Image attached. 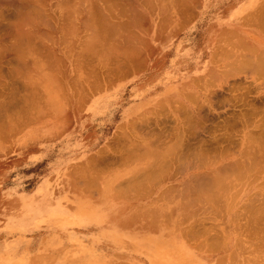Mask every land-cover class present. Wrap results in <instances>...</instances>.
<instances>
[{
  "label": "crops",
  "instance_id": "obj_1",
  "mask_svg": "<svg viewBox=\"0 0 264 264\" xmlns=\"http://www.w3.org/2000/svg\"><path fill=\"white\" fill-rule=\"evenodd\" d=\"M93 1L86 0L84 7L79 13V18L72 24L73 30L70 27V29L64 30L66 33H61L62 38L63 34H66L64 35L65 39L69 37L66 42L59 35L55 37L56 40L54 39L52 44L50 43L49 48L56 51L55 53L54 51L52 53L48 52V48L46 51V53L48 52V58L45 57L46 54H43L44 56L41 55L45 52L36 54L34 66L35 83L30 84V88H28L29 84H23L22 81L15 86L14 91H8L6 86L0 85V92L3 90L0 93V106L3 104L0 109V264H57L52 259L58 250L44 245V236L47 235L44 229H36L34 232L28 233H23L22 229L24 227L25 229L33 228L35 222L38 221L39 205H46L47 210L53 212L55 208L59 207L63 210L68 208L71 211H75L82 204L90 206L98 216L88 224H71L67 228L73 235H78L84 243L91 242V239L87 237L89 234L100 237V241L93 243V250L101 252L105 259L98 264H152V261L148 258L149 247L155 242H159L165 248L179 250L185 248L194 255L200 254L206 260V264H264V145L262 143L264 142V133L261 128H257L264 124V118L260 115V110L264 108V101L257 97L243 100L228 99L229 94L233 93L258 94L264 92V83H262L264 82L262 81L264 79V72L262 73L264 65H261L263 63L255 66L257 68L258 65H261L263 67L261 71L255 67H252L256 69L254 71L249 68V62L253 63L252 66H254V61H261L260 57L255 59L257 54L258 56L261 54L262 57L264 54V14L262 15V11L264 13V0H198V3L196 2L197 0H188L190 3H186L188 6L189 4L191 5L190 9L194 12L185 7V10L189 9L187 14L190 17H188L185 14L184 7L181 8L183 9L182 13L185 11L186 18L181 17L182 13L178 8L186 6L185 2L182 5L184 0H181L180 4L182 6H177L178 2H180L179 0H175L176 2L174 0H149L150 2L147 0L149 5H153L151 10L148 3L144 2V0H132L133 2L130 0H125V2L124 0H119L123 5L119 1L113 4V0H111V3L109 0H105L103 3V0H96V3L94 2L96 9L93 6ZM130 2L131 8H136L131 9L129 6V11L127 7ZM117 4H121L122 8L125 7L124 10ZM145 5L146 7H144ZM100 6L101 11L98 10ZM110 8L116 19L113 16L111 17L112 14H109ZM91 9H93L94 13H92ZM131 10L135 11V14ZM137 11L140 13L138 14ZM72 13L70 12V14ZM105 13L108 15L106 16ZM131 13H133L135 20H129V16H131L130 19L132 18ZM83 14L86 15L83 17ZM103 14L107 19L109 18L104 25H102L105 21ZM75 16L76 14L73 13L69 18L74 19ZM161 16H164L167 21L163 22V19L159 18ZM191 16L195 18L192 19ZM80 17L84 19V22L86 21L85 19H88L85 25ZM92 17L96 20L94 21ZM90 18L96 24L93 22V25H91L92 20ZM182 18L187 19L186 23L183 22L184 20L181 21ZM258 18L259 21H257ZM137 19H140L137 21L138 23L134 22ZM124 20H126V23ZM128 20L129 23L134 22L135 24L130 23V26V24H127ZM141 20L144 25L146 24L145 26L142 25L145 30L141 26L143 32L140 27L137 28ZM102 21L103 23H101ZM110 21H115V23ZM116 21L121 24L118 23V26ZM108 22L111 23L113 31L116 30V26L119 31L123 28L128 30L130 27V31H123V29L119 32L117 29L118 32L114 33L115 31L113 32L109 28ZM99 24L100 26L97 27L98 34L101 32L105 37L96 33L98 37H103V40L98 38L102 42L98 39L95 42L96 36H94L95 38L93 37V30ZM113 24H116V26L113 27ZM126 24L128 25L127 28ZM105 25L106 27L104 28H108V31L104 32L102 26ZM123 25L126 26L123 27ZM77 26L78 28H76ZM146 26L148 27V32L146 31ZM188 26L191 28L189 29ZM91 27L93 30L90 29ZM98 28H101L102 31ZM81 29L83 30L81 31ZM131 30H135L133 33L136 32V36ZM69 31L70 34H68ZM98 31L95 30L94 32ZM137 32L138 35L140 34V38H138L139 36L137 37ZM109 33H111L112 37L120 39V41H116L115 38H113L115 40H111L112 37H109ZM118 33H124V36ZM107 34L109 35L107 36ZM125 34L128 36H125ZM154 34L155 36H153ZM125 37L130 38L131 43L129 40L128 43ZM143 37L146 38L147 42ZM72 38L74 39L73 42ZM125 40L128 43L127 47L125 46L127 45ZM91 41H94V44L90 43ZM104 41L105 43H103ZM107 41H109L108 44H106ZM123 41L125 45H123ZM137 41L138 43H136ZM139 41L147 43V49L146 45L143 47L144 44L142 45ZM119 43L122 45L120 46ZM92 45H94V48H92ZM102 45L103 47L107 45V48L104 50ZM114 45L120 47L121 51H123V46H125L126 51L124 52L128 51L129 53L127 56L136 57H133L131 61L137 60L134 62L135 64L137 62L141 63H139L140 66L138 64L140 70L139 68H134V63L132 64L126 58L124 52L120 54L119 52L121 51L118 48L116 51V47H113ZM133 45H137V48L136 46L135 48L138 51L136 49L135 51L140 52V56L129 51V49L132 50L129 48L131 46L134 49ZM243 45L246 47H242ZM108 46L115 51L113 52V49ZM87 47L91 48L87 49ZM222 47H224V50ZM252 47L257 48V50L254 51L255 49L253 48V50ZM94 49L98 52L95 53ZM249 49L253 52V56H251ZM84 50L89 51L85 52ZM260 50L263 51L259 54ZM75 51L77 53L83 51L82 53L86 54L82 55L80 53V56L78 54L79 57L76 58ZM141 51H143L142 55L145 52L144 57L141 56ZM203 51L205 54H203ZM112 52L113 60L117 56H121V58H119L120 61L116 59L114 61L115 64L112 63L111 66H120L121 63L119 64V62L124 58L126 59L122 61L126 62L119 67L122 71L119 69L120 71L116 72L118 67L116 68L117 70L113 68L115 71L112 70V72H116L117 75H115L116 73L112 75L113 73L109 72L110 69L108 73L105 70L110 68L109 63L112 60V55H109V53L111 54ZM116 52L120 55L116 54L117 56H115ZM130 52L132 53L131 55ZM221 52H223L222 55H220ZM226 53L228 58H226L227 56L223 58ZM230 53H233V55H230ZM52 54H56L57 57L62 59L58 60L56 55L52 56ZM84 55L85 57L89 56L84 58ZM54 56L57 59H54ZM81 56L83 60L79 61ZM140 57H143L145 61H140L142 59ZM243 57L247 59H243ZM45 59L46 61L49 59L51 62L48 63ZM76 59L78 65L76 64ZM86 59L93 62L92 65L97 69L94 71L95 73L92 71L94 67H91L92 65H89V61H86ZM241 61H247L249 64L245 62L244 68L239 69L241 65L238 62ZM82 62L85 63L83 69L80 67L83 65ZM228 62H231V64L229 63L228 65ZM259 62L257 61V63ZM51 63L55 65L52 64V66L54 65L53 67L48 66ZM128 63L130 67H128ZM123 65L126 66L123 67L125 70L122 68ZM51 67L54 69L53 72L55 74L51 71ZM84 67L88 68V72ZM126 70L127 73L125 72ZM221 70H225L226 76L229 75V77H225L224 71L222 72ZM226 70H230L232 73L230 71L228 73ZM83 71L86 72L84 73ZM255 71L256 73L260 71L261 74H256ZM5 72L6 67L3 68V73ZM211 73H214V77L210 76ZM105 74H109V77H106ZM259 75H263V78ZM56 77H60V79ZM71 80H74L75 85L74 82L72 84ZM96 80L97 82H95ZM209 81L211 82L209 83ZM212 82H214L213 85H211ZM78 84L79 87L77 86ZM72 86L75 87V90ZM32 87L36 89L33 88L32 90ZM209 90L213 91L209 92ZM41 91L45 97L41 94ZM8 92L12 94H10L11 97ZM33 92H37L36 95ZM213 93L215 95L211 96ZM40 96L43 97L40 98ZM190 96H193L194 99H191ZM208 97H210V101ZM195 99L198 103L200 101L199 104L201 106L204 104L205 107H199L197 102L194 101ZM5 103H7L8 107L4 106ZM10 103L14 104L10 106ZM196 105L204 110L201 112L202 109H200V112H197L200 115L202 113V117H200L202 121L199 120L200 122H198L200 115L196 113L197 108H194ZM179 107L182 110H178ZM184 108L185 110H191L190 114L187 111V114L185 111L184 114ZM178 111L179 113L182 111L181 113L185 116L181 115V113L180 115L184 119L178 115ZM197 111L199 110L197 109ZM191 113L195 114L194 118L196 119L192 118L193 114L192 117L189 116ZM19 123L21 125L18 127ZM179 129L183 133H180L181 131L178 133ZM249 140H253L255 143L251 144L248 142ZM181 142L183 145L180 144ZM173 145H176V147ZM164 148L172 149L173 152ZM159 149L161 152L158 151ZM162 150L164 151L162 152ZM174 151L176 154L181 153L177 154L176 157ZM188 153L190 154L188 155ZM182 155L185 159L181 157ZM193 155L197 159L194 164H192L195 161ZM174 157H176V160H174ZM186 157H189L190 160ZM167 158L172 166L167 163ZM182 159L189 164V166L188 164L185 165L186 169L184 168L185 163H179ZM192 159L193 162H191ZM199 159H204V164L203 166L201 165L202 169L197 167V165L200 166L202 164ZM150 161L153 163L151 164ZM154 161H160L161 165L163 163L162 167L164 168ZM118 162L122 163L119 165ZM165 164L169 167L167 168ZM190 164H192V167H190ZM155 166H157V169ZM187 166L190 169H187ZM143 167L147 169L146 171L144 170L145 175L144 171L141 172ZM139 168L141 174L138 171ZM178 169H180V173ZM151 170H156L159 174L153 172L156 177L159 176L155 180L159 184H154L156 183L154 181L155 175H152L153 179L146 178L150 175L146 174L148 171L150 173ZM135 171H138V173ZM163 171H166L167 174H165L167 176L165 182V177L164 175L162 176ZM196 172H201L202 174L199 173V175ZM175 174L178 175L176 176ZM189 174L194 182L187 183ZM196 174L199 177L203 175L204 178L200 177L198 179L199 177ZM219 178L225 179L224 182H220L222 180H219ZM161 179L162 181L160 182L159 180ZM185 179H187V182L184 181ZM136 180L137 183H135ZM131 182L133 184H141V188L137 185L132 187ZM149 182H151V185H149ZM117 183H119V187L123 185L125 188L122 186L119 188ZM125 183L130 184V186L125 185ZM175 183L178 187L176 185L170 186V184ZM186 183L187 185H184ZM146 184L148 192L145 188L147 187ZM173 186L175 189L170 190L173 191L170 192L169 188L172 189ZM183 186L184 189L185 186L186 188L190 186V188L187 189L188 191H183ZM132 189L134 195L130 192ZM137 189L141 191L139 194ZM164 189L167 191L165 192V196L168 195L166 197L163 196ZM150 191H153V193L151 192L150 194ZM159 192H163V194L160 193V195ZM135 193H137L136 197ZM192 193L194 194L191 195ZM174 194H177V196L174 197ZM205 194L208 197H205ZM143 195L145 198H143ZM189 195H191L190 198ZM159 198L161 199L159 200ZM207 198L210 200L207 201ZM189 199L191 200L190 202ZM183 202L185 204H181ZM171 207H173L172 210ZM162 213L168 215V218L165 214L163 216ZM58 232L60 234V231ZM103 235L121 238L122 245L120 249L106 238H102L101 236ZM23 237H26L25 240H23ZM74 251L77 250L73 247L70 248L67 251L69 252L68 257L61 264H82L81 259L83 257L80 254L74 255Z\"/></svg>",
  "mask_w": 264,
  "mask_h": 264
},
{
  "label": "bare ground",
  "instance_id": "obj_2",
  "mask_svg": "<svg viewBox=\"0 0 264 264\" xmlns=\"http://www.w3.org/2000/svg\"><path fill=\"white\" fill-rule=\"evenodd\" d=\"M91 1H93V0H91ZM104 1H105V0H103L102 3H103ZM109 1H110V3L112 2L111 0H109ZM116 1L118 2L119 0H113L112 3L114 4V2H116ZM126 1H128V0H126ZM130 1H132V0H130ZM148 1H149V0H148ZM150 1H151V0H150ZM150 1H149V2H150ZM177 1H178V0H177ZM179 1H180V2H178L179 4H177V6H178V5H179V6H182L184 2H185V5H186V6L178 7V8L181 10V11H180V10L178 9L181 13H182V11H183V9H181V8L184 7V10H185L186 8H189V9L191 8V7H190L191 5L189 4V6H188L187 3H186V2H188V0H187V1H186V0L182 1V5L180 4V3H181V0H179ZM210 1H211V0H210ZM94 2L96 3V0H94L92 3L94 4ZM100 2H101V1H100ZM119 2H120V1H119ZM124 2H125V0H124ZM132 2H133V1H132ZM140 2H141V1H140ZM144 2L148 3V5H149V2H147V0H144ZM174 2H176V1L174 0ZM196 2L198 3V0H197ZM199 2H200V1H199ZM85 3H86V0H0V78H1V79H0V82L2 81V86H4V87L6 86V89H8L9 91H12V90L14 91V90H15V89H14L15 86L19 83V79H20L19 77H20V76L23 77V76L25 75V73H26V71H27L26 69L28 68L26 62H27L29 59H28L27 57L24 58V56H23V54H24V53H22V50H23V49L21 50V47L23 46V44H24V43L26 44V43H28V42H31V41L34 40V39H38V40L40 39L41 41H43V43H44V41H48V40H53V41H54L55 37H58L59 35L61 36V33H62V32H60V29H61V28L66 24V22L70 19V18L67 19V17H69L70 15H73V13H75V14H76L75 18H74V19H70V21L68 22V24H66V25H68V26L71 24L70 27H71V29H72V24H74V22L77 21V19L79 18V15H80L79 13H80L82 7H84ZM92 3H91V4H92ZM110 3H109V4H110ZM120 3L123 5L122 2H120ZM127 3H128V2H127ZM135 3H137V2H135ZM146 3H145V4H146ZM160 3H161V2H160ZM188 3H190V2H188ZM207 3H208V2H207ZM210 3H211V2H210ZM97 4H99V3H97ZM97 4H96V6H97ZM105 4H106V3H105ZM121 4H120V5L117 4V5L121 7ZM152 4H153V3H152ZM158 4H159V2H158ZM175 4H176V3H175ZM175 4H174V5H175ZM193 4H194V3H193ZM99 5H100V4H99ZM106 5L108 6V4H106ZM106 5H105V6H106ZM126 5H128V4H126ZM130 5H131V2L129 3V5H128V7H127V9H129V11H130V8H131ZM132 5L134 6V4H132ZM150 5H151V4H150ZM150 5H149V7H150V10H151V9L153 8V5H151V6H150ZM161 5H162V4H161ZM161 5H160V6H161ZM163 5H164V4H163ZM93 6H94V8L96 9L95 4H94ZM103 6H104V5H103ZM112 6H113V5H112ZM124 6H125V5H124ZM129 6H130V8H129ZM158 6H159V5H158ZM158 6H157V7H158ZM187 6H188V7H187ZM209 6H210V5H209ZM91 7H92V6H91ZM97 7H99V6H97ZM109 7H110V6H109ZM109 7H108V8H109ZM114 7H117V6H114ZM120 7H118V8H120ZM122 7H123V6H122ZM122 7H121V8H122ZM144 7H146V5H145ZM154 7H155V6H154ZM185 7H186V8H185ZM104 8H105V7H104ZM121 8H120V10H121ZM124 8H125V7H124ZM124 8H122V9L124 10ZM134 8H136V7H134ZM134 8H131V9H134ZM161 8H162V6H161ZM192 8H193V7H192ZM197 8H198V7H197ZM199 8H200V7H199ZM115 9H117V8H115ZM115 9H114V10H115ZM147 9H148V8H147ZM176 9H177V7H176ZM189 9H187V10H189ZM202 9H203V8H202ZM211 9H212V8H211ZM211 9H210V10H211ZM261 9H262V8H261ZM69 10H70V11H69ZM92 10H93V9H91V11H92ZM98 10L101 11V6H100V9H98ZM98 10H97V11H98ZM106 10H107V8H106ZM120 10H119V12H120ZM136 10H137V9H136ZM156 10H157V9H156ZM178 10H177V12H178ZM187 10H185L186 13H185V11H184L185 14H187V13L189 12V11L187 12ZM259 10H260V9H259ZM95 11H96V10H95ZM99 11H98V12H99ZM107 11H108V10H107ZM125 11H127V10L125 9ZM132 11H133V10H131V12H132ZM139 11H140V10H139ZM139 11H137L138 14L140 13ZM190 11H191V9H190ZM203 11L205 12V10H203ZM67 12H71V13L73 12V13L70 14L69 16H67ZM102 12H103V11H102ZM111 12H112V11H111V8H110V13H109V14H110V15L112 14L111 17L113 16V17H115V19H116V16H114V13H111ZM137 12H136V13H137ZM156 12H157V11H156ZM171 12H172V11H171ZM191 12H194V11L192 10ZM208 12H209V11H208ZM256 12H257V11H256ZM90 13H91V12H90ZM92 13H94V12L92 11ZM92 13H91V15H92ZM96 13H97V12H96ZM96 13H95V15H96ZM120 13H121V12H120ZM120 13H119V14H120ZM123 13H124V12H123ZM133 13L135 14V11H133ZM133 13H131V15H132ZM150 13H151V12H150ZM150 13H149V14H150ZM153 13H154V12H153ZM184 13H182V16H181L180 14H179V15H180L181 17H183V18H186L188 14L185 15ZM200 13H201V12H200ZM65 14H66V15H65ZM68 14H69V13H68ZM99 14H101V12H99ZM105 14H106V13H105ZM125 14H126V13H125ZM125 14H123V15H125ZM158 14H159V13H158ZM160 14H161V13H160ZM166 14H167V13H166ZM194 14H195V13H194ZM253 14H254V13H253ZM260 14H261V13L259 12V15H260ZM263 14H264V13H263V11H262V15H263ZM85 15H86V14H85ZM85 15L83 14V17H84ZM101 15H102V14H101ZM107 15H108V14H106V16H107ZM120 15H121V14H120ZM123 15H122V16H123ZM127 15H128V14H127ZM129 15H130V14H129ZM142 15H143V13H142ZM168 15H169V14H168ZM168 15H167V16H168ZM175 15H176V14H175ZM183 15H184L185 17H184ZM195 15H196V14H195ZM195 15H194V16H195ZM259 15H258V17L261 16V15H260V16H259ZM66 16H67V17H66ZM92 16H93V15H92ZM103 16H104V14H103ZM106 16L103 17V18H105V21H104V23H103V21L101 22V23H103L102 25H104L105 22H107V20H109V18L107 19ZM122 16H121V17H122ZM133 16H134V15H132V18H131V19H130L131 16H129V17H128L129 20L134 19L135 17L133 18ZM137 16H138V15H137ZM137 16H136V17H137ZM140 16H141V14H140ZM143 16L145 17V15H143ZM146 16H147V15H146ZM152 16H153V15H152ZM157 16H158V15H157ZM180 16H179V17H180ZM197 16H198V15H197ZM89 17H90V15L88 16V19H89ZM125 17H126V16H125ZM141 17H142V16H141ZM147 17H148V16H147ZM175 17H176V16H175ZM188 17H190V16L188 15ZM86 18H87V17H86ZM92 18H94V17H92ZM128 18H127V19H128ZM137 18H138V17H137ZM142 18H143V17H142ZM153 18H154V17H153ZM153 18H152V19H153ZM157 18H158V17H157ZM159 18H160V19H163V20H162L163 22H164V21H167V19H166L164 16H161V17H159ZM183 18L181 19V21L184 20L183 22L186 23L185 21H186L187 19H183ZM191 18L193 19V18H195V17H192V16H191ZM80 19H82V18L80 17ZM88 19H85V20L88 21ZM90 19H91V18H90ZM97 19L99 20V18H97ZM143 19H144V18H143ZM143 19H142V20H143ZM145 19L147 20V18H145ZM148 19H149V18H148ZM160 19H159V20H160ZM165 19H166V20H165ZM203 19H204V18H203ZM250 19H251V18H250ZM260 19H261V17H260ZM91 20H92V19H91ZM95 20H96V19L94 18V21H95ZM129 20H128V23H127V24L137 22V21L140 20V19H137L136 21H134V20H135V19H134V20H133L134 22H130V23H129ZM142 20H141L140 24L142 23ZM154 20H155V19H154ZM256 20H257V19H256ZM86 21H85V22H86ZM89 21H90V20H89ZM94 21L92 20V22H91L92 24H91V23H88V24L93 25V22H94ZM99 21H100V20H99ZM144 21H145V20H144ZM144 21H143V22H144ZM192 21H193V20H192ZM201 21H202V20H201ZM252 21H253V20H252ZM257 21H259V18H258ZM82 22L84 23V25L87 23V22H86V23L84 22V19H82ZM110 22H112V21H110ZM110 22H108L109 25L111 24ZM113 22L115 23V21H113ZM113 22H112V23H113ZM122 22H123V21H122ZM124 22L126 23V20H124ZM148 22H149V20H148ZM177 22H178V21H177ZM190 22H191V21H190ZM69 23H70V24H69ZM80 23H81V22H80ZM94 23L96 24V22H94ZM118 23L121 24L120 22H117V21H116V24H118ZM137 23H138V22H137ZM145 23H146V22H145ZM157 23H158V22H157ZM157 23H156V24H157ZM178 23H179V22H178ZM81 24H82V23H81ZM97 24H98V21H97ZM108 24L106 23V25H108ZM116 24H113L114 26H113V25H112V26L115 27ZM119 24H118V26H119ZM127 24H126V25H127ZM134 24H135V23H134ZM134 24H133V25H134ZM140 24H139V26H138L137 28L140 27V30H141V26L144 25V24H143V23H142L141 25H140ZM161 24H162V23H161ZM84 25H83V26H84ZM106 25H105V26H102V29H103L104 27H106ZM126 25H123V27H125ZM136 25H137V24H136ZM145 25H146V24H145ZM145 25H144V26H145ZM94 26H95V25H94ZM99 26H100V24H99V25H96V27H95V30H96V31H98V30H97V27H99ZM120 26H122V25H120ZM130 26H131V24H130ZM144 26H142L143 29H144ZM160 26H162V25H160ZM183 26H184V25H183ZM185 26H186V24H185ZM50 27H52V28H53V27H59L60 29L58 28V29H59L58 31L55 29V31L53 32V35H52V34H51L52 32H49V31H48V28H50ZM66 27H67V26H66ZM81 27H82V25H81ZM113 27H112V28H113ZM127 27H128V25L126 26V28H127ZM154 27H155V26H154ZM188 27H189V26H188ZM67 28H68V27H67ZM67 28H66V29H67ZM73 28H74V27H73ZM76 28H78V26H77ZM88 28H89V26H88ZM109 28L111 29V25H110ZM120 28L122 29V27H120ZM145 28H146V31L148 32V30H147L148 27L146 26ZM162 28H163V27H162ZM164 28H165V27H164ZM190 28H191V27H189V29H190ZM53 29H54V28H53ZM62 29H63V28H62ZM66 29H65V27H64L63 32H64V30L66 31ZM69 29H70V28H69ZM90 29L93 30L92 27H91ZM98 29H99V28H98ZM102 29L100 28L99 30L102 31ZM104 29H105V30H104ZM104 29H103V31L105 32L108 28H107V29L104 28ZM114 29H115V28H114ZM117 29H118V31H119V28H117V26H116V30H114L115 32H114L112 29H111V30H112L114 33H117V32H118ZM123 29H124V30H123ZM123 29H122L123 31H130V30H129L130 27H129L128 30H127V29L125 30V28H123ZM143 29H142V30H143ZM67 30H68V29H67ZM72 30H73V29H72ZM82 30H83V29H81V31H82ZM92 30H91V31H92ZM95 30H93V33L95 34V35L93 34V37L96 36V38L94 37V38L96 39V40H94L95 42L98 41V40H100V39H102L103 37H105V35L101 34V32H100V34H101V36H103V37H102V38H100V36L98 37V35H100V34H98L99 31H98V32H94ZM122 30H121V31H122ZM142 30H141V31H142ZM144 30H145V29H144ZM162 30H163V29H162ZM70 31H71V30H70ZM70 31H69V33H68V32H67V33L70 34ZM88 31H89V30H88ZM107 31H108V30H107ZM121 31H119V32H121ZM133 31H135V30H131L132 33H133ZM146 31H145V32H146ZM109 32H110V31H109ZM142 32H143V31H142ZM175 32H176V31H175ZM64 33H66V32H64ZM96 33H97L98 35H97ZM128 33H129V32H128ZM235 33H236V32H235ZM68 34H67V35H68ZM105 34H106V33H105ZM109 34H110V35H109ZM109 34H107V36L109 35V37H110V36H111V33H109ZM118 34H119V33H118ZM120 34L123 35L124 33H120ZM120 34H119V35H120ZM133 34H134V36H136V32H134ZM133 34H132V35H133ZM165 34H166V32H165ZM64 35H66V34H63V38H62V36L60 37V38H62V40L65 39V38H64V37H65ZM84 35H85V34H84ZM139 35H140V34H139ZM139 35H138V32H137V37H138ZM163 35H164V34H163ZM235 35H236V34H235ZM82 36H83V35H82ZM107 36H106V37H107ZM123 36H124V35H123ZM125 36H128V35L125 34ZM149 36H150V35H149ZM151 36H152V35H151ZM153 36H155V34H154ZM66 37H67V36H66ZM109 37H107V38L109 39ZM111 37H112V36H111ZM129 37H130V36H129ZM67 38H69V37H67ZM67 38L65 39V42H66ZM98 38H100V39H98ZM113 38H115V37L113 36V37L111 38V40H115V39H116V41H118V42L120 41V39L118 40L117 38H115V39H113ZM122 38H123V37H122ZM125 38L127 39V42H128V40H129V42H130V38H131V37H130L129 39H128V37H125ZM132 38H133V37H132ZM138 38H140V36H139ZM143 38H144L145 41H146V38H145V37H143ZM143 38H142V39H143ZM97 39H98V40H97ZM144 39H143V40H144ZM154 39H155V38H154ZM224 39H225V38H224ZM55 40H56V39H55ZM73 40H74V39L72 38V42H73ZM102 40H103V39H102ZM111 40H110V41H111ZM140 40H141V39H140ZM83 41H84V40H83ZM94 41H93V42L91 41L90 43H93V44H94ZM100 41H101V40H100ZM135 41H136V40H135ZM141 41H142V40H141ZM141 41H139V42L141 43ZM34 42H36V41L34 40ZM51 42H52V41H51ZM101 42H102V41H101ZM113 42H114V41H113ZM127 42H126V40H125V43L127 44V45H125V44H124V41H123V45H125L126 47L128 46V43H129V42H128V43H127ZM146 42H147V41H146ZM156 42H157V41H156ZM240 42H241V41H240ZM240 42H239V44H241ZM31 43H33V42H31ZM36 43H37V42H36ZM39 43H40V41H39ZM43 43H42V44H43ZM45 43H46V42H45ZM55 43H56V41H55ZM62 43H63V42H62ZM74 43H75V41H74ZM74 43H73V44H74ZM81 43H82V41H81ZM103 43H105V41H104ZM103 43H102V44H103ZM108 43H109V41L106 42V44H108ZM130 43H131V42H130ZM132 43L134 44V42H132ZM136 43H138V41H137ZM149 43H150V41H149ZM242 43H244V42H242ZM247 43H248V42H247ZM37 44H38V43H37ZM46 44H47V43H46ZM51 44H52V43H51ZM60 44H61V42H60ZM84 44H85V43H84ZM95 44H96V43H95ZM141 44H142V45L144 44L143 47H145V45H146L147 43H144V42H143V43H141ZM29 45H30V43H29ZM33 45H34V44H33ZM33 45H32V46H33ZM81 45H83V44H81ZM85 45H86V44H85ZM96 45H97V44H96ZM99 45H101V43H99ZM112 45H113V43H112ZM119 45L121 46L122 44L119 43ZM129 45H130V44H129ZM149 45H150V44H149ZM246 45H247V44H246ZM39 46H40V45H39ZM49 46H50V45H49ZM83 46H84V45H83ZM87 46H88V45H87ZM90 46H91V44H90ZM93 46H94V45H92V48H94ZM97 46H98V45H97ZM104 46H105V47H103V45H102V47H103L104 50H105V48H107V45H104ZM117 46H118V44H117ZM117 46H115V45L113 46L114 48L116 47V48H115L116 51H117V48L120 49V47H117ZM125 46H123V49H122L123 51H121V49H120V51H121V52H119L120 54H121L122 52L126 51V50H125L126 48H124ZM133 46H134V49H133L132 46L129 47V48H131L133 51L130 50V49H129V51H131V52L134 53V54L137 53V54H135V55L140 56V55H139L140 52H136V51H135V49L137 48V45H133ZM135 46H136V48H135ZM240 46H241V45H240ZM244 46H245V45H243L242 47H244ZM248 46H251V45H248ZM248 46H247V48H248ZM27 47H28V46H27ZM27 47L25 46V48H27ZM29 47H31V46H29ZM35 47H36V45H35ZM37 47H38V46H37ZM37 47H36V48H37ZM52 47H53V46H52ZM88 47H89V46H88ZM88 47H87V49H90V48H91V47H90V48H88ZM99 47H100V46H99ZM108 47H110V46H108ZM139 47H140V46H139ZM139 47H138V48H139ZM149 47H150V46H149ZM245 47H246V46H245ZM22 48H23V47H22ZM36 48H35V49H36ZM39 48H40V47H39ZM44 48L46 49V48H47V45H46V47H44ZM44 48H41V49H44ZM58 48H59V47H58ZM62 48H63V47H62ZM96 48H97V47H96ZM103 48H102V49H103ZM222 48H223V50H224V47H222ZM222 48H221V49H222ZM247 48H246V49H247ZM253 48H254V47H252V49H253ZM29 49L31 50V48H29ZM32 49H33V51H36V50H34V48H32ZM41 49H40V50H41ZM110 49H113V48L110 47ZM146 49H147V45H146ZM153 49L155 50V48H153ZM157 49H158V48H157ZM254 49H255V48H254ZM254 49H253V50H254ZM38 50H39V49H38ZM38 50H37V51H38ZM40 50H39V51H40ZM47 50H48V49H47ZM47 50H45V53H42V54H41V55L46 54V56H45L46 58H48V55H47L48 52L52 53V51H54V50H51V48H49V51L46 53ZM100 50H101V49H100ZM115 50L113 49V52H114ZM127 50H128V48H127ZM136 50H137V49H136ZM140 50H141V47H140ZM142 50H143V49H142ZM154 50H153V51H154ZM243 50H244V49H243ZM243 50H242V51H243ZM250 50H251V49H249V51H250ZM256 50H257V48H256L254 51H256ZM25 51L27 52V49H26ZM25 51H23V52H25ZM39 51H38V52H39ZM65 51H66V50H65ZM84 51H85V50H84ZM86 51L88 52L89 50H86ZM86 51H85V52H86ZM94 51H95V53L98 52V51L95 50V49H94ZM101 51H102V50H101ZM111 51H112V50H111ZM118 51H119V50H118ZM137 51H138V50H137ZM143 51H144V50H143ZM143 51H141V56H143V55L145 54V52H144V54L142 55ZM225 51H226V50H225ZM235 51H236V50H235ZM261 51H263V50H260V51H259V54H260ZM55 52H56V51H54V53H55ZM75 52H76V51H75ZM79 52H80V51H79ZM82 52H83V51H82ZM82 52H80V53H82ZM91 52H92V51H91ZM91 52H90V53H91ZM106 52H107V51H106ZM113 52H112L111 54L109 53V55H112V56H111V57H112V60H110V63H109V64H110V68H108V66H107L108 69H105V70H107V72L104 71V70H102V71H104V72H106V73H108L109 69H110V71H109L110 73H111L112 70H114V69L117 70V69H116L117 67H118V71H116V72H119L120 70L122 71V69L119 68V67H121V64H122V63H125V62H126V61H125V62H122V61L125 59V58L123 59V55H122V59H123V60L121 59L122 61L119 62V64L121 63L120 66H117V67H115V66H111V64L114 63V61H115L116 59L119 60V58H121V56L118 57V56L116 55V54L120 55L118 52H116L114 55L117 56L118 58L116 57V59L113 60V58H114V57H113ZM131 52H130V55L132 54ZM149 52H150V51H149ZM203 52H204V51H203ZM250 52H251V51H250ZM33 53H34V52H33ZM35 53H36V52H35ZM40 53H41V52H40ZM40 53H39V54H40ZM80 53H77V52H76V55H75L76 58L80 56ZM124 53H125V52H124ZM126 53H128V51H127ZM126 53H125L124 55H126V58H128L132 64H133L135 61H137V60L134 59L135 61L132 62L131 60H132V58L135 57V56H133V57H130V56H129V57H130V58H129V57L127 56V55H129V53H128V54H126ZM150 53H151V52H150ZM216 53H217V52H216ZM227 53H228V52H227ZM227 53H226V55H225V54L223 55V58H225L224 56H227ZM252 53H253V52H251V56H253ZM254 53H255V52H254ZM262 53H263V52H262ZM36 54H37V53H36ZM74 54H75V53H74ZM78 54H79V56H78ZM83 54H86V53H82V55H83ZM92 54H94V53H92ZM100 54H101V52H100ZM151 54H152V53H151ZM201 54H202V53H201ZM203 54H205V52H204ZM222 54H223V52H221L220 55H222ZM243 54L245 55V53H243ZM24 55L26 56V53H25ZM49 55H50V54H49ZM53 55H56V54H52V56H53ZM95 55H97V54H95ZM147 55H148V54H147ZM207 55H208V54H207ZM228 55H229V54H228ZM230 55H233V53H230ZM230 55H229V56H230ZM239 55L243 56L242 54H239ZM43 56H44V55H43ZM50 56H51V55H50ZM50 56H49V57H50ZM58 56H59V55H58ZM60 56H61V55H60ZM87 56H89V55H87ZM87 56L85 57V55H84L83 57H84V58H87ZM203 56H205V55H203ZM245 56H246V55H245ZM45 57H44V58H45ZM54 57H55V56H54ZM56 57H57V55H56ZM56 57H55L54 59H57V58H58V60L60 59L59 57H57V58H56ZM92 57H93V56H92ZM143 57H144V56H143ZM143 57H140V58H142V59H140V61H142V60L145 61V59H144ZM149 57H150V56H149ZM149 57H148V59H149ZM152 57H153V56H152ZM213 57H215V56H213ZM230 57H231V56H230ZM246 57H247V56H246ZM246 57H243V59H247ZM259 57H260V59H261V61H260V60H257L258 62L260 61L259 63H257V61H254L255 65L252 66L253 63L249 62V63H250L249 66H250V67H249L248 65H246V66H248L249 68H252V67H255L256 64L263 63V64H261V65H264V62H263V60H264V54H263V57L261 56V54H260V56H258V54H257V58H255V59H259ZM50 58H51V57H50ZM50 58H49V59H50ZM94 58H96V57H94ZM94 58H93V59H94ZM98 58H99V57H98ZM102 58H103V57H102ZM135 58H136V57H135ZM137 58H138V57H137ZM226 58H228V56H227ZM241 58H242V57H241ZM27 59H28V60H27ZM49 59H48V60H49ZM61 59H62V58H61ZM61 59H60V60H61ZM80 59H81V60H79V61H82V60H83V59H82V56H81ZM88 59H89V58H88ZM88 59H86V61H87ZM90 59H91V58H90ZM128 59H127V61H129ZM30 60H32V59H30ZM48 60L46 61V59H45L46 62L50 63L51 61H50V60L48 61ZM51 60H52V59H51ZM58 60H57V62H58ZM72 60H73V59H72ZM91 60H92V59H91ZM91 60H90V61H91ZM125 60H126V59H125ZM138 60H139V59H138ZM233 60H235V59H233ZM239 60H240V59H239ZM239 60H238V61H239ZM73 61H74V60H73ZM86 61H85V63H86ZM88 61H89V60H88ZM90 61H89L88 63H89V65H92L93 62H92V61L90 62ZM94 61H95V59H94ZM111 61H113V62H111ZM119 61H120V60H119ZM217 61H218V60H217ZM236 61H237V60H236ZM236 61H235V62H236ZM28 62H29V61H28ZM31 62H32V61H31ZM55 62H56V61H55ZM63 62H64V61H63ZM108 62H109V61H108ZM116 62H117V61H116ZM148 62H149V61H148ZM155 62H156V61H155ZM211 62H212V61H211ZM218 62H219V61H218ZM245 62L247 63V61H245ZM245 62H242V61H241V62H238L239 65H241V67H239V69L242 68V67L246 64ZM29 63H30V62H29ZM65 63H66V62H65ZM65 63H63V64H65ZM79 63H80V62H79ZM82 63H83V62H82ZM85 63H83V65L81 64L82 66H80V67H82V69H83V66H85V65H84ZM139 63H140V62H137V63H136V64H137V66H136L137 68L135 67L136 64H135V63L133 64V66H134L135 69H138V68H139V70H140V67H139V66H140L141 63H140V64H139ZM153 63H154V61H153ZM202 63H203V62H202ZM202 63H201V64H202ZM229 63L231 64V62H228V65H229ZM242 63H243V64H242ZM249 63H247V64H249ZM52 64H54V63H51V65L48 64V66H52ZM63 64H62V65H63ZM76 64L78 65V63H77V59H76ZM114 64H115V63H114ZM128 64H129V63H128ZM128 64H127V65H128ZM138 64H139V66H138ZM146 64H147V63H146ZM154 64H155V63H154ZM211 64H212V63H211ZM215 64H216V63H215ZM226 64H227V63H226ZM232 64H233V62H232ZM54 65H55V64H54ZM54 65H53V66H54ZM72 65H73V64H72ZM74 65H75V64H74ZM87 65H88V64H87ZM116 65H118V64H116ZM124 65H125V64H124ZM124 65L122 66V68H123V67H126V66H124ZM143 65H144V64H143ZM202 65H203V64H202ZM261 65H258L257 68H256V67H255V68H256L257 70L260 69V71H261L262 68L264 67V66L262 67ZM29 66H30V65H29ZM41 66H42V65H41ZM53 66H52V67H53ZM58 66H59V63H58ZM141 66H142V65H141ZM162 66H163V65H162ZM197 66H198V65H197ZM234 66H235V63H234ZM246 66H245V67H246ZM259 66H261V67L258 68ZM4 67H6V72H5L6 74L3 73V68H4ZM52 67H51V71L53 72L54 69H53ZM63 67H64V66H63ZM86 67H87V66H86ZM86 67H84V68H85V70L87 71L88 68H86ZM89 67H90V66H89ZM91 67H94V65H92ZM128 67H130V64H129ZM128 67H127V69H128ZM149 67H150V66H149ZM160 67H161V66H160ZM219 67H220V66H219ZM228 67H229V66H228ZM30 68H31V70H33L32 67H30ZM46 68H48V67L46 66ZM113 68H114V69H113ZM134 68H133V69H134ZM141 68H142V67H141ZM145 68H146V67H145ZM232 68H233V66H232ZM232 68H231V69H232ZM243 68H244V67H243ZM24 69H25L26 71H24ZM28 69H29V68H28ZM48 69H49V68H48ZM52 69H53V70H52ZM55 69H56V68H55ZM89 69H91V68H89ZM119 69H120V70H119ZM123 69H124V68H123ZM129 69H130V68H129ZM135 69H134V70H135ZM142 69H143V68H142ZM201 69H202V68H201ZM229 69H230V67H229ZM256 69L252 68L251 70L254 71V70H256ZM77 70H78V69H77ZM96 70H97V69H95V67H94V70H92L93 73H95L94 71H96ZM115 70H114V71H115ZM124 70H125V69H124ZM124 70H123V71H124ZM148 70H149V69H148ZM154 70H155V69H154ZM212 70H213V68H212ZM212 70H211V71H212ZM232 70H233V69H232ZM249 70H250V69H249ZM263 70H264V69H263ZM263 70H262V73L264 72ZM86 71H85V72H86ZM152 71H153V70H152ZM200 71H201V70H200ZM218 71H219V70H218ZM218 71H217V72H218ZM221 71H222V70H221ZM223 71H224V72H223ZM223 71H222V72L224 73L225 77H227V76L229 77V75L226 76V72H225V70H223ZM226 71H227L228 73L231 72L230 70H226ZM229 71H230V72H229ZM260 71H259V73H260ZM24 72H25V73H24ZM27 72H28V71H27ZM68 72H69V71H68ZM83 72H84V71H83ZM85 72H84V73H85ZM87 72H88V71H87ZM116 72H115V73H116ZM125 72L127 73V70H126ZM125 72H124V73H125ZM133 72H134V71H133ZM146 72H147V71H146ZM222 72H221V73H222ZM257 72H258V71H257ZM23 73H24V75H23ZM91 73H92V72H91ZM99 73H100V72H99ZM99 73H98V74H99ZM110 73H109V74H110ZM112 73H113L112 75L115 74L114 72H112ZM120 73H121V72H120ZM208 73H209V72H208ZM231 73H232V72H231ZM255 73H256V71H255ZM255 73H254V75L259 74V73H256V74H255ZM4 74H5V75H4ZM7 74H8V75H7ZM26 74H27V73H26ZM53 74H55V73L53 72ZM109 74H105L106 77H109ZM204 74H205V73H204ZM260 74H261V73H260ZM19 75H20V76H19ZM62 75H63V74H62ZM89 75H90V72H89ZM89 75H87V76H89ZM94 75H95V74H94ZM96 75H97V73H96ZM96 75H95V76H96ZM99 75H100V74H99ZM105 75H104V76H105ZM112 75H110V76H112ZM115 75H117V73H116ZM162 75H164V74H162ZM215 75H216V74H215ZM224 75H223V76H224ZM263 75H264V74H263ZM263 75H259V76H260V77L262 76L261 78H263ZM65 76H67V75H65ZM73 76H74V75H73ZM73 76H72V78H73ZM104 76H103V77H104ZM124 76H125V75H124ZM133 76H134V75H133ZM137 76H138V75H137ZM143 76H144V75H143ZM210 76H211V77H214V73H211ZM219 76H220V75H219ZM8 77H9V79H6V78H8ZM24 77H25V76H24ZM26 77H27V75H26ZM92 77H93V75H92ZM99 77H100V76H99ZM106 77H104V78H106ZM119 77H120V76H119ZM164 77H165V76H164ZM197 77H198V76H197ZM216 77H217V76H216ZM220 77H221V76H220ZM220 77H219V78H220ZM225 77H224V79H225ZM56 78L60 79V77H56ZM114 78H115V77H114ZM125 78H126V77H125ZM130 78H132V77H130ZM73 79H75V78H73ZM121 79H122V78H121ZM123 79H124V78H123ZM128 79H129V78H128ZM213 79H215V78H213ZM216 79H217V78H216ZM221 79H222V77H221ZM106 80H107V79H106ZM190 80H191V79H190ZM227 80H228V78H227ZM71 81H72V84H73L74 80H71ZM101 81H102V80H101ZM205 81H206V80H205ZM262 81H264V79H262ZM20 82H21V80H20ZM95 82H97V80H96ZM186 82H187V81H186ZM210 82H211V81H209V83H210ZM24 83H25V82H24ZM26 83H27V82H26ZM61 83H62V82H61ZM69 83H70V82H69ZM90 83H91V81H90ZM92 83H93V82H92ZM152 83H153V82H152ZM213 83H214V82H212L211 85H213ZM262 83H264V82H262ZM58 84H59V83H58ZM108 84H109V83H108ZM193 84H194V83H193ZM0 85H1V84H0ZM21 85H22V84H21ZM69 85L71 86V84H69ZM74 85H75V82H74ZM74 85H73V86H74ZM188 85H189V84H188ZM190 85H191V84H190ZM214 85H215V84H214ZM25 86L27 87V85H25ZM29 86H30V84L28 85V88L31 87V86H30V87H29ZM34 86H35V85H34ZM73 86H72V87H73ZM77 86L79 87V84H78ZM92 86H93V85H92ZM89 87H90V86H89ZM146 87H147V86H146ZM193 87H194V86H193ZM195 87H196V86H195ZM2 88H3V87H2ZM18 88H19V87H18ZM18 88H17V89H18ZM28 88H27V89H28ZM33 88H34V87H32V90H33ZM37 88H38V86H37ZM74 88H75V87H73V89H74ZM143 88H144V87H143ZM34 89H36V88H34ZM84 89H85V88H84ZM90 89H91V88H90ZM92 89H94V88H92ZM198 89H199V88H198ZM29 90H30V89H29ZM38 90H41V89H38ZM74 90H75V89H74ZM138 90H139V89H138ZM215 90H216V89H215ZM215 90H214V91H215ZM2 91H3V90H2ZM2 91H1V92H2ZM212 91H213V90H209V92H212ZM218 91H219V90H218ZM1 92H0V93H1ZM17 92H18V91H17ZM34 92H35V91H34ZM34 92H33V94L36 95L37 92H36V93H34ZM63 92H64V90H63ZM209 92H208V93H209ZM216 92H217V91H216ZM222 92H223V91H222ZM222 92H221V93H222ZM14 93H15V92H14ZM198 93H199V92H198ZM208 93H207V94H208ZM8 94H9V92H8ZM10 94H11V93H10ZM10 94H9V96H10ZM28 94H29V93H28ZM30 94H32V93H30ZM38 94H39V93H38ZM41 94H43L42 91H41ZM200 94H201V93H200ZM11 95H12V94H11ZM20 95H22V94H20ZM35 95H34V97H35ZM73 95H74V94H73ZM191 95H192V94H191ZM213 95H215V93L211 94V96H213ZM1 96H2V95H1ZM9 96H8V97H9ZM32 96H33V95H32ZM37 96H38V95H37ZM43 96L45 97L44 94H43ZM43 96H40V98L43 97ZM188 96H189V95H188ZM197 96H199V95H197ZM208 96H209V95H208ZM211 96H210V97H211ZM2 97H3V96H2ZM10 97H11V96H10ZM190 97H191V96H190ZM192 97H193V96H192ZM192 97H191V99H194V97H193V98H192ZM202 97H203V95H202ZM210 97H208V100H209V101H210V99H209ZM216 97H217V96H216ZM3 98H4V97H3ZM36 98H38V97H36ZM82 98H83V97H82ZM187 98H188V97H187ZM217 98H219V97H217ZM235 98H236V97H235ZM239 98H240V97H239ZM14 99H15V98H14ZM27 99H28V98H27ZM32 99H33V98H32ZM196 99H198V98L196 97ZM196 99H195L194 101L197 102ZM212 99H213V97H212ZM212 99H211V102H212ZM220 99H221V97H220ZM1 100H2V99H1ZM22 100H23V99H22ZM29 100H30V99H29ZM29 100H28V101H29ZM199 100H200V99H199ZM231 100H232V99H231ZM6 101H8V100H6ZM11 101H12V100H11ZM13 101H14V100H13ZM34 101H35V100H34ZM194 101H193V102H194ZM205 101H206V99H205ZM221 101H222V100H221ZM2 102H3V101H2ZM4 102H5V101H4ZM196 102H195V103H196ZM207 102H208V101H207ZM28 103H29V102H28ZM35 103H36V101H35ZM42 103H43V102H42ZM42 103H41V104H42ZM199 103H200V101H199ZM199 103L197 102V104L199 105V107H202V106L205 107V105L203 104V102H202V104H203L202 106H201ZM209 103H210V102H209ZM224 103H225V101H224ZM6 104H7V103H5L4 106H5ZM13 104H14V103H12V104L10 103L9 105L12 106ZM207 104H208V103H207ZM2 105H3V104H2ZM2 105H1V106H2ZM19 105H20V104H19ZM198 105H196V107H194V108H197V109L199 110V111H197V109H196V113H197V112H200V109L203 108V107H202V108H198ZM1 106H0V109H1ZM6 106H7V105H6ZM28 106H29V105H28ZM7 107H8V106H7ZM43 107H44V106H43ZM183 107H185V106H183ZM183 107H182V108H183ZM12 108H13V107H12ZM12 108H11V110H12ZM15 108H16V107H15ZM17 108H20V107H17ZM22 108H23V107H22ZM187 108H188V107H187ZM3 109H4V108H3ZM23 109H26V108H23ZM23 109H22V110H23ZM28 109H29V108H28ZM172 109H173V108H172ZM180 109H181V107H179L178 110H180ZM4 110L6 111V109H4ZM181 110H182V109H181ZM188 110H189V109H186V110H185V108H184V109H183V113H184V111H185V112L187 111L188 113L191 111V110H189V111H188ZM1 111H2V110H1ZM16 111H18V110H16ZM16 111H15V112H16ZM24 111H25V110H24ZM175 111H177V110H175ZM202 111H204V110L202 109L201 112H202ZM3 112H4V111H3ZM19 112H20V111H19ZM181 112H182V111H180V113H181ZM187 112H186V114H187ZM0 113H1V112H0ZM20 113H21V112H20ZM161 113H162V112H161ZM178 113H179V111H178ZM180 113H179L178 115H180ZM183 113H181V115H182ZM203 113H205V112H203ZM207 113H208V112H207ZM24 114H25V112H24ZM163 114H164V113H163ZM184 114H185V113H184ZM184 114H183V115H184ZM189 114H190V113H189ZM192 114H193V113H191V115H189V116L192 117ZM197 114H198V113H197ZM209 114H210V112H209ZM12 115H14V114H12ZM15 115H16V113H15ZM21 115H22V113H21ZM181 115H180V117H181L182 119H184V117L181 116ZM193 115H194V116H193L192 118H193V119H196V118H194V117H195V114H193ZM198 115H200V114H198ZM201 115H202V113H201ZM201 115L198 117V122L202 121L201 118H200V117H202ZM203 115H204V114H203ZM8 116H10V115H8ZM162 116H163V115H162ZM184 116H185V115H184ZM0 117H1V116H0ZM13 117H14V116H13ZM3 118H4V117H3ZM157 118H158V117H157ZM162 118H163V117H162ZM199 118H200V119H199ZM27 119H28V118H27ZM12 120H13V119H12ZM162 120H163V119H162ZM173 120H174V119H173ZM199 120H200V121H199ZM159 121H160V120H159ZM194 121H195V120H194ZM14 122H15V120H14ZM21 123H22V122H21ZM23 123H24V122H23ZM183 123H185V121H183ZM6 124H7V123H6ZM14 124H15V123H14ZM185 124H186V123H185ZM185 124H184V125H185ZM198 124H200V123H198ZM17 125H18V124H17ZM20 125H21V124L19 123L18 127H19ZM201 125H202V124H201ZM204 125H205V124H204ZM3 127H4V126H3ZM144 127H145V126H144ZM147 128H149V127H147ZM176 129H177V128H176ZM184 129H185V128H184ZM203 129H205V128H203ZM16 130H17V129H16ZM138 130H139V129H138ZM207 130H208V129H207ZM14 131H15V129H14ZM179 131H181V129L178 130V133H179ZM147 132H148V131H147ZM149 132H150V131H149ZM206 132L208 133V131H206ZM2 133H3V132H2ZM178 133H177V134H178ZM180 133H183V132L181 131ZM172 134H173V133H172ZM175 134H176V133H175ZM151 135H152V134H151ZM191 135H192V134H191ZM178 136H179V135H178ZM180 136H181V135H180ZM181 137H182V136H181ZM184 138H185V137H184ZM181 140H182V139H181ZM181 140H178V141H181ZM184 140H185V139H184ZM127 141H128V140H127ZM172 141H173V140H172ZM150 142H151V141H150ZM120 143H121V142H120ZM166 143H167V142H166ZM116 144H117V143H116ZM135 144H136V143H135ZM151 144H152V143H151ZM167 144H169V143H167ZM180 144L183 145L182 142H181ZM153 145H154V144H153ZM149 146H150V145H149ZM167 146H168V145H167ZM173 146L176 147V145H173ZM177 146H178V145H177ZM186 146H187V145H186ZM189 146H190V145H189ZM153 147H154V146H153ZM159 147H160V145H159ZM162 147H163V146H162ZM181 147H182V146H181ZM133 148H134V147H133ZM168 148H169V147H168ZM168 148H164V149L167 150ZM244 148H245V147H244ZM153 149H154V148H153ZM175 149H176V148H175ZM192 149H193V148H192ZM168 150L171 151L172 149H171V150L168 149ZM243 150H244V149H243ZM243 150H242V151H243ZM143 151H144V149H143ZM150 151H152V150H150ZM158 151H160V149H159ZM163 151H164V150H162V152H163ZM181 151H182V150H181ZM144 152H145V151H144ZM154 152H155V151H154ZM160 152H161V151H160ZM171 152H173V150H172ZM174 152H175V151H174ZM182 152H183V151H182ZM147 153H148V151H147ZM179 153H181V152H179ZM179 153H177V154H179ZM196 153H197V152H196ZM241 153H242V152H241ZM122 154H123V153H122ZM145 154H146V152H145ZM152 154H153V153H152ZM156 154H157V153H156ZM165 154H166V153H165ZM165 154H164V155H165ZM167 154H168V153H167ZM169 154H170V153H169ZM175 154H176V152H175ZM177 154L175 155L176 157H177ZM189 154H190V153H188V155H189ZM141 155H142V154H141ZM183 155H184V152H183ZM183 155H182L181 157H182L183 159H185V157H183ZM191 155H192V154H191ZM261 155H262V154H261ZM154 156H155V155H154ZM154 156H153V157H154ZM158 156H159V154H158ZM102 157H103V156H102ZM104 157H105V156H104ZM136 157H137V156H136ZM162 157H164V156H162ZM167 157H168V156H167ZM176 157H174V158H175L174 160H176ZM179 157H180V155H179ZM155 158H156V156H155ZM155 158H153V159H155ZM158 158H160V157H158ZM158 158H157V159H158ZM165 158H166V157H165ZM171 158H172V157H171ZM186 158H189V157H186ZM193 158H194L195 161L193 162V159H192V161H191V162H193L192 164L196 163V161H197L195 155H193ZM198 158H199V157H198ZM153 159H152V160H153ZM157 159H156V160H157ZM162 159H163V158H162ZM179 159H180V158H179ZM179 159H178V160H179ZM183 159H182V161H179V163H181V162L185 163V162H184L185 160L183 161ZM105 160H106V159H105ZM156 160H155V161H156ZM164 160H165V159H164ZM166 160H168V158H167ZM171 160H172V159H171ZM188 160H190V158H189ZM199 160L202 162V164H200V166L197 165L198 168L201 167V165L203 166V164H204V159H203V160L199 159ZM234 160H235V159H234ZM237 160H239V159H237ZM132 161H133V159H132ZM155 161H154V162H155ZM160 161H161V159H160ZM160 161H159V162H155V163H159V164H160ZM186 161H187V160H186ZM208 161H209V160H208ZM212 161H213V160H212ZM98 162H99V161H98ZM110 162H111V161H110ZM123 162H124V161H123ZM127 162H128V161H127ZM129 162H130V161H129ZM162 162H163V161H162ZM162 162H161V163H162ZM164 162H166V161H164ZM191 162H189V163H191ZM215 162H216V161H215ZM238 162H239V161H238ZM101 163H102V162H101ZM118 163H119V162H118ZM120 163H122V162H120ZM120 163H119V165H120ZM150 163L152 164L153 162L150 161ZM167 163H168V164H171V162L169 163V160H168ZM173 163H174V161H173ZM205 163H207V162H205ZM233 163H234V162H233ZM233 163H232V164H233ZM174 164H175V163H174ZM186 164H188V163H185V164H184V168H185V165H186ZM192 164H190V167H192ZM210 164H211V163H210ZM108 165H109V164H108ZM112 165H113V164H112ZM156 165H158V164H156ZM162 165H163V163H162ZM162 165L160 164L161 167H162ZM177 165H178V164H177ZM179 165H180V164H179ZM233 165H234V164H233ZM96 166H97V165H96ZM110 166H111V165H110ZM147 166H149V165L147 164ZM147 166H145V167H147ZM151 166H152V165H151ZM153 166H154V165H153ZM165 166H166V164H165ZM171 166H172V164H171ZM171 166H170V167H171ZM188 166H189V164H188ZM188 166H187V169H190ZM228 166H229V165H228ZM156 167H157V166H155V168H156ZM166 167H167V166H166ZM168 167H169V166H168ZM168 167H167V168H168ZM180 167H181V165H180ZM194 167H195V166H194ZM221 167H222V166H221ZM221 167H220V168H221ZM224 167H226V166H224ZM235 167H236V165H235ZM101 168H102V167H101ZM149 168H150V167H149ZM151 168H152V167H151ZM162 168H164V167H162ZM167 168H166V170H168ZM178 168H179V166H178ZM181 168H182V167H181ZM198 168H197V169H198ZM216 168H217V167H216ZM222 168H223V167H222ZM227 168H228V167H227ZM238 168H239V166H238ZM242 168H243V167H242ZM104 169H105V168H104ZM141 169H142V167H141ZM147 169H148V167H147ZM147 169H146V168L144 169V167H143V170H141V172L144 171V170L146 171ZM153 169H154V168H153ZM156 169H157V168H156ZM159 169H160V168H159ZM182 169H183V168H182ZM185 169H186V168H185ZM201 169H202V167H201ZM93 170H94V169H93ZM162 170H165V169H162ZM174 170H175V169H174ZM179 170H180V169H178V172H179ZM138 171H139V173L141 174V172H140V168H139ZM138 171H135V172L138 173ZM145 171H144V175H145ZM160 171H161V170H160ZM183 171H184V170H183ZM210 171H211V170H210ZM96 172H97V171H96ZM100 172H101V171H100ZM135 172H134V173H135ZM153 172L155 173L156 170H155V171L151 170L150 173H149V171H148V173H147L146 175H148V174H150V175H148L146 178L153 179L152 175H155ZM164 172H165V173H164ZM206 172H207V171H206ZM134 173H133V174H134ZM151 173H153V174H151ZM156 173H157V172H156ZM163 173H164V174H163ZM163 173H162V176L164 175L165 178H164V177H162V178H164V182H165V181H166L165 179H166V177H167V176H165L166 171H163ZM179 173H180V172H179ZM181 173H182V172H181ZM196 173H198V172H196ZM199 173H201V172H199ZM199 173H198V174H199ZM208 173H209V172H208ZM210 173H211V172H210ZM135 174H136V173H135ZM135 174H134V175H135ZM157 174H158V173H157ZM183 174H184V173H183ZM201 174H202V173H201ZM203 174H205V173H203ZM136 175H137V174H136ZM158 175H159V174H158ZM166 175H167V174H166ZM168 175H169V174H168ZM175 175H176V174H175ZM177 175H178V174H177ZM177 175H176V176H177ZM189 175H190V174H189ZM193 175H194V173H193ZM196 175H197V174H196ZM199 175H200V174H199ZM199 175H197V176L199 177ZM205 175H206V174H205ZM209 175H210V174H209ZM131 176H132V175H131ZM140 176H141V175H140ZM142 176H143V174H142ZM160 176H161V175H160ZM181 176H182V174H181ZM206 176H207V175H206ZM132 177H133V176H132ZM132 177H131V178H132ZM157 177H159V176H157ZM157 177H156V175H155V177H154V178H155L154 181L156 180ZM173 177H174V176H173ZM173 177H171V178H173ZM190 177H191V175L189 176L188 182H187V179H185L184 181H186L187 183H190L191 181H193ZM200 177H203V178H204L203 175H201ZM200 177H199L198 179H200ZM134 178H135V177H134ZM139 178H140V177H139ZM139 178H138V179H139ZM143 178H144V177H143ZM168 178H169V177H168ZM177 178H178V177H177ZM182 178H183V177H182ZM194 178H195V177H194ZM209 178H210V177H209ZM212 178H213V177H212ZM93 179H94V178H93ZM126 179H127V178H126ZM144 179H145V178H144ZM174 179H175V178H174ZM196 179H197V177H196ZM220 179H221V178H219V180H220ZM222 179H223V178H222ZM222 179H221V180H222ZM87 180H88V179H87ZM96 180H97V179H96ZM129 180H130V179H129ZM148 180H149V179H148ZM157 180H158V179H157ZM169 180H170V179H169ZM189 180H190V181H189ZM201 180H202V179H201ZM201 180H200V181H201ZM210 180L212 181V179H210ZM217 180H218V179H217ZM224 180H225V179H224ZM224 180H222V181H220V182H224ZM91 181H92V180H91ZM127 181H128V179H127ZM130 181H131V180H130ZM133 181H134V180H133ZM133 181H132V182H133ZM141 181H142V180H141ZM144 181H146V180H144ZM144 181H143V182H144ZM149 181H151V180H149ZM154 181L152 180L151 182H154ZM159 181L161 182L162 179L159 180ZM196 181H197V180H196ZM207 181H208V180H207ZM97 182H98V181H97ZM97 182H96V183H97ZM125 182H126V181H125ZM132 182H131V186L133 185L132 187H134V185H137V186H140V185H141V184H140V185H138V184H133ZM151 182H149V183H150L149 185H151ZM155 182H156V181H155ZM181 182H182V181H181ZM193 182H194V181H193ZM198 182H199V181H198ZM216 182H217V181H216ZM86 183H87V182H86ZM94 183H95V181H94ZM119 183H120V182H119ZM119 183H117V185H118ZM135 183H137V180H136ZM139 183H140V182H139ZM157 183L159 184L158 181H157L156 183H154V184H157ZM183 183H184V182H183ZM187 183L184 184V185H187ZM199 183H200V182H199ZM199 183H198V184H199ZM161 184H162V183H161ZM163 184H165V183H163ZM221 184H222V183H221ZM117 185H116V186H117ZM125 185H128V184L125 183ZM172 185H176V183H175V184H170V186H172ZM188 185H190V184H188ZM200 185H201V183H200ZM211 185H212V183H211ZM211 185H209V186H211ZM216 185H218V184H216ZM219 185H220V184H219ZM121 186L125 188V186L120 185V187H121ZM128 186H130V184H129ZM146 186H147V184H146ZM153 186L155 187V185H153ZM153 186H150V187L152 188ZM159 186H160V185H159ZM164 186H165V185H164ZM170 186H169V187H170ZM176 186H177V185H176ZM191 186H192V185H191ZM89 187H90V186H89ZM118 187H119V185H118ZM120 187H119V188H120ZM154 187H153V188H154ZM167 187H168V185H167ZM177 187H178V186H177ZM126 188H127V186H126ZM138 188H139V187H138ZM140 188H141V186H140ZM140 188H139V189H140ZM145 188H146V190H147V192H148V189H147L148 186L145 187ZM165 188H166V187H165ZM189 188H190V186H188V188H186V186H185V189H184V186L182 187L183 191H184V190L188 191L187 189H189ZM133 189H135V188H133ZM133 189H132V191H130V192H132V194H133ZM139 189H137V190H139ZM143 189H144V187H143ZM149 189H150V188H149ZM174 189H175V188H174V186H173L172 189L169 188V191H170V190H174ZM191 189H192V187H191ZM191 189H190V190H191ZM212 189H213V188H212ZM122 190L124 191L123 188H122ZM150 190H151V189H150ZM153 190H154V189H153ZM166 190H167V189H166ZM190 190H189V191H190ZM208 190H209V189H208ZM134 191H136V190H134ZM143 191H144V190H143ZM143 191H142V193L145 194L144 192H146V191H144V192H143ZM163 191H164V195H163V196H164V197L168 196V195L165 196V194H166L165 192H167V191H165V189H164ZM169 191H168V192H169ZM178 191H179V190H178ZM195 191H196V190H195ZM118 192H120V191H118ZM126 192H127V190H126ZM139 192H141V191L139 190L137 193L139 194ZM147 192H146V194H148ZM151 192L153 193V191H150L149 193L151 194ZM170 192H173V191H170ZM209 192H211V191H209ZM209 192H208V194H209ZM123 193H124V192H123ZM137 193H135V197H136V194H137ZM160 193H161V192H159V194H160ZM182 193H183V192H182ZM198 193H199V192H198ZM161 194H163V192H162ZM161 194H160V195H161ZM167 194H168V193H167ZM183 194H184V193H183ZM187 194H188V193H187ZM193 194H194V193H192L191 195H193ZM201 194H202V193H201ZM206 194H207V193H206ZM206 194H205V197H208ZM133 195H134V194H133ZM160 195H159V196H160ZM191 195H189V198H190ZM199 195H200V194H199ZM124 196H125V195H124ZM140 196L142 197V195H140ZM148 196H149V195H148ZM159 196H158V197H159ZM176 196H177V194H176V195L174 194V197H176ZM197 196H198V195H197ZM197 196H196V197H197ZM210 196H211V195H210ZM164 197H163V198H164ZM181 197H182V195H181ZM181 197H180V199L183 198V197H182V198H181ZM184 197H185V196H184ZM131 198H132V197H131ZM143 198H145L144 195H143ZM155 198H157V197H155ZM155 198H154V199H155ZM191 198H192V197H191ZM209 198H210V197H209ZM150 199H151V198H150ZM157 199H158V198H157ZM160 199H161V198H159V200H160ZM200 199H201V197H200ZM211 199H212V198H211ZM140 200H141V199H140ZM147 200H148V199H147ZM194 200H195V198H194ZM209 200H210V199L207 198V201H209ZM190 201H191V200L189 199V202H190ZM211 201H212V200H211ZM180 202H182V201H180ZM153 203H154V202H153ZM192 203H193V202H192ZM138 204H139V202H138ZM181 204H185V203L183 202V203H181ZM188 204H189V203H188ZM208 206H209V205H208ZM169 208H170V207H169ZM206 208H208V207H206ZM172 209H173V207H171V210H172ZM198 209H199V207H198ZM141 210H142V209H141ZM143 210H144V209H143ZM150 210H151V209H150ZM169 210H170V209H169ZM204 211H205V210H204ZM172 213H173V212H172ZM193 213H194V212H193ZM162 214H163V213H162ZM164 214H165V213H164ZM164 214H163V216H164ZM168 214H169V213H168ZM195 214H196V213H195ZM195 214H194V215H195ZM181 215H182V214H181ZM140 216H141V215H140ZM165 216L168 218V215L165 214ZM183 217H184V216H183ZM167 218H166V219H167ZM184 218H185V217H184ZM184 218H183V219H184ZM141 219H142V218H141ZM231 219H232V218H231ZM143 220H144V219H143ZM149 220H150V219H149ZM164 220H165V218H164ZM201 221H202V220H201ZM195 222H196V221H195ZM195 222H194V223H195ZM191 223H192V222H191ZM192 224H193V223H192ZM164 226H165V225H164ZM194 226H196V225H194ZM194 226H193V227H194ZM204 226H205V225H204ZM202 227H203V226H202ZM190 228H191V227H190ZM187 231H188V230H187ZM193 231H194V229H193ZM152 232H153V231H152ZM183 232H184V231H183ZM140 233H141V232H140ZM148 233H149V232H148ZM154 233H155V232H154ZM158 233H159V232H158ZM158 233H157V234H158ZM188 233H189V232H188ZM184 249H185V248H184ZM184 249H183V250H184ZM175 250H176V249H175ZM177 252H178V251H177ZM179 252H180V251H179ZM172 253H173V252H172ZM177 254H178V253H177ZM187 254H188V253H187ZM170 255H171V254H170ZM172 255H173V254H172ZM172 255H171V257H172ZM174 255H175V254H174ZM174 255H173V256H174ZM160 256H161V255H160ZM187 256H188V255H187ZM179 257H181V256H179ZM93 259H94V257H93ZM171 259H172V258H171ZM184 259H185V257H184ZM191 259H192V258H190L189 260L191 261ZM174 260H175V259H174ZM187 260H188V259H187ZM99 261H100V260H99ZM90 263H92V262H90ZM189 263H190V262H189ZM57 264H58V263H57ZM181 264H183V263H181Z\"/></svg>",
  "mask_w": 264,
  "mask_h": 264
},
{
  "label": "rangeland",
  "instance_id": "obj_3",
  "mask_svg": "<svg viewBox=\"0 0 264 264\" xmlns=\"http://www.w3.org/2000/svg\"><path fill=\"white\" fill-rule=\"evenodd\" d=\"M68 13L70 14V12H67V16H69ZM67 19H69V17H67ZM69 21H70V19L66 22V24H68ZM66 24L62 27L63 29H64V27H65V29L67 27L70 28L71 24L69 23L70 24L69 26ZM53 28L52 27L48 28V31L52 32L51 33L52 35H53V32L55 31V29L57 31L60 29L59 27H53ZM62 28L60 29V32H63ZM34 40L38 44L36 42H34ZM34 40L31 41L33 43H31V42H28L26 44L24 43L22 46L23 48L21 47V50L23 49L22 53H24V54L26 53V56L23 54L24 58L27 57L29 59V60L28 59L27 60L30 62V63L28 61L26 62L27 67L29 69L28 68L26 69L28 72L24 69V71H26V73H27L26 74L24 72L25 75L23 73V75L25 77L24 76L21 77L19 75L20 76L19 82L21 80L23 84L35 83L34 82V78H35L34 66H35V62H36L35 61L36 53H38V51L41 48H44L47 45L46 49L44 48V49H41L39 51V52H45V50H47L50 47L49 46L50 43L54 42L53 40H48V41H44V43H43V41H41L40 39L39 40L34 39ZM39 41H40V43H39ZM29 43H30V45H29ZM35 45H36V47L37 46L38 47L36 48ZM25 46L26 47L28 46V47L25 48ZM29 46H31V47H29ZM29 48H31V50ZM32 48H34V50H36V51H33ZM26 49H27V52L25 51ZM23 51H25V52H23ZM30 59H32V60H30ZM30 67H32L33 70H31ZM26 75H27V77H26ZM6 79H9V77ZM0 84L2 86V81L0 82ZM254 97H257V98L261 99L262 101H264V92L258 93V94L233 93V94H229L228 99L243 100V99H251ZM236 112H238V110H236ZM260 115L264 118V108L262 110H260ZM257 128H261L262 132L264 133V124L261 126H258ZM248 142L251 144L255 143L253 140H249ZM257 143H260V142H257ZM262 143L264 145V142H262ZM263 148H264V146H263ZM96 216H98L97 213L87 204H82L75 211H71L68 208L63 210L61 207H59V208H55V210L53 212H51V210H47L46 205H39V207H38V218H39L38 221L35 222V224L33 225V228L30 227L28 229H25V227H24V229H22V232L23 233H28L31 231L34 232L36 229L43 228L45 233H47V235H48V236L47 235L44 236V245L51 246V247H53V249L58 250V252L56 253V255L52 259V260H55L58 264H61L68 257L69 252H67V251L70 250V248H72V247L77 250V251H74V255L80 254L83 257L81 259L82 264H98L99 262H101L105 259L101 252H97V251L93 250V247H94L93 243L95 241L96 242L100 241V237H95L94 234H89V235H87V237L91 239V242L84 243V242H82V240L79 238L78 235H73V233L69 232V230L67 228L71 224H78V225L88 224L91 221H93ZM58 231H60V234ZM64 231H66V232H65V234L62 235V233ZM101 237L106 238L111 243H113L117 248L120 249V247L122 245L121 238H119L117 236H109V235L108 236L103 235ZM25 238L26 237H23V240H25ZM71 243H74V244H71ZM183 249L184 248H182L181 250H179V249L175 250L174 248H172V249L171 248H165L159 242H155L149 247L148 258L150 261H152V264H181V263H183V264H206V260L204 259V257L202 255H200V254L194 255L189 250H187V249L183 250ZM170 254L171 255L175 254V255L174 256L172 255V257H171ZM179 256H181V257H179ZM93 257H94V259H93ZM184 257H185V259H184ZM190 258H192L191 261L189 260ZM90 262H92V263H90Z\"/></svg>",
  "mask_w": 264,
  "mask_h": 264
}]
</instances>
